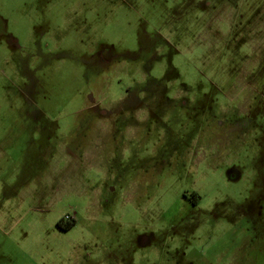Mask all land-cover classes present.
<instances>
[{"label":"rangeland","instance_id":"rangeland-1","mask_svg":"<svg viewBox=\"0 0 264 264\" xmlns=\"http://www.w3.org/2000/svg\"><path fill=\"white\" fill-rule=\"evenodd\" d=\"M0 264H264V0H0Z\"/></svg>","mask_w":264,"mask_h":264},{"label":"flooded vegetation","instance_id":"flooded-vegetation-1","mask_svg":"<svg viewBox=\"0 0 264 264\" xmlns=\"http://www.w3.org/2000/svg\"><path fill=\"white\" fill-rule=\"evenodd\" d=\"M130 90H132V89L126 88L125 93L129 94L128 91H130ZM174 90L182 91V90H184V88H176ZM189 90H191V89H189ZM178 91L175 94H179ZM81 113H82V117L79 119V125H78L80 135L77 136L78 140L76 141V144H77L76 148L78 151L81 150V153L85 150V143H86V141H90L91 140L90 138H93V139L94 138H97V139L103 138L104 141H110V143L115 146V144L120 142V140H122L123 136L130 129L143 126L146 123V119L145 120L139 119L137 117L136 113H134V110L127 109V110H123L120 113H118V116L116 118H113L112 120L108 121V126L106 129L101 130L99 128L97 131H94V129H93L92 132L88 134L84 109H82ZM114 149H115L114 152L118 151V148L116 149V146L114 147ZM192 194H191V196H189L187 190H184L182 192V197L184 200L190 202L191 204L197 205L199 200L197 198H195ZM58 222H60L61 226H58V225L57 226L59 228H61L62 226H65L69 223H71L73 225L74 219L70 216H66L65 219H61ZM67 229H62V230H67Z\"/></svg>","mask_w":264,"mask_h":264},{"label":"trees","instance_id":"trees-1","mask_svg":"<svg viewBox=\"0 0 264 264\" xmlns=\"http://www.w3.org/2000/svg\"><path fill=\"white\" fill-rule=\"evenodd\" d=\"M57 225H58V226H61L60 222H58ZM71 225H72V224L69 223V224H67V225H65V226H62L61 228H62V229H67V228L71 227Z\"/></svg>","mask_w":264,"mask_h":264}]
</instances>
